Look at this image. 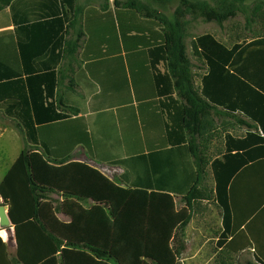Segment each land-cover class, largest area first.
Returning <instances> with one entry per match:
<instances>
[{"label":"trees","instance_id":"16d2710c","mask_svg":"<svg viewBox=\"0 0 264 264\" xmlns=\"http://www.w3.org/2000/svg\"><path fill=\"white\" fill-rule=\"evenodd\" d=\"M13 1L0 0V10ZM102 1L106 8L109 0ZM155 1L165 8L172 0ZM114 4L128 17L125 21L118 19L124 36L130 25L137 29L139 19L134 17L138 15L146 18L141 24L143 31L148 30L144 25L160 29L156 40L141 38L133 49L123 41L134 51L138 46L155 47L150 52L155 74L160 62L167 65L169 74L161 76L157 72L156 77L165 86L172 78L184 102L183 126L189 135L196 180L182 197L180 209L171 192L119 186L99 169L73 161L70 156L77 145H89L81 120L72 122L80 126L75 131L65 127V149L51 151L50 141L59 139L57 132L53 133L56 127L48 128L49 135H39L27 119L30 102L24 99L25 88L23 94L16 82L5 83L0 86V109L16 122L29 144L0 182V206L8 207L16 241V256L9 259L8 245L0 234V264H178L186 250L184 236L192 217L190 210L197 201L208 199L202 186L207 169L214 181V202L222 212V232L216 245L221 261L217 264H233L224 256L238 254L247 247L238 248L241 228L234 221L236 205L231 185L245 168L264 159V0H181L170 16L141 0H114ZM239 15L245 17L244 27L256 37L232 46L211 33L193 39V53L204 61L207 70L197 86L186 45L193 22L202 19L224 26ZM107 16L114 26L112 11ZM51 77L47 76L44 90L29 87L35 114L40 113V107L43 109L39 123L69 121L70 113L78 114L62 101L57 107L49 102L56 87ZM11 86H17L15 98L7 94ZM216 118L237 119L253 131L243 138L226 133L224 152L211 159ZM52 194L61 195L63 201L55 204ZM59 211L70 221L60 220Z\"/></svg>","mask_w":264,"mask_h":264},{"label":"crops","instance_id":"0c3cea01","mask_svg":"<svg viewBox=\"0 0 264 264\" xmlns=\"http://www.w3.org/2000/svg\"><path fill=\"white\" fill-rule=\"evenodd\" d=\"M118 1L124 3L127 0ZM141 1L165 14L169 8L175 11L181 2L172 0L164 8L155 0ZM103 5L102 0H14L1 9L0 86L16 82L23 94L25 88L24 99L30 102L26 109L27 119L39 130V135H49L48 128L56 127L57 131L53 130V133L57 132L59 139L50 141L51 151L56 152L60 147L65 149L64 129L70 127L75 131L80 126H74L72 122L79 119L89 135V145H77L70 154L73 161L99 169L124 188L171 192L178 204L196 180L189 135L183 126L184 102L174 89L172 78L166 86L163 80L160 83L157 79V72L165 76L169 71L167 65L160 62L155 74L150 62V52L155 47L138 46V51L133 54L134 59L137 56L139 59L134 62L133 70L130 66L131 77L123 41L125 39L130 48H134L141 38L156 40L160 29L144 25L148 30L143 31L141 24L146 23V18L138 15L134 17L139 19L137 29L130 25L124 36L118 22V19L126 20V14H122L124 9L116 8L114 0H109L106 8ZM110 11L115 19L114 26L107 16ZM51 74L49 80L55 81L56 87L49 102L57 107L62 101L78 114L70 113L69 121L39 123L37 119L42 118L43 109L40 107V113L35 114L29 87L44 90L45 80ZM196 84L199 86L201 82ZM16 89L17 86H11L7 94H13L15 98ZM175 118H178L177 122ZM0 119L7 120V127L14 128L26 141L16 122L1 109ZM232 183L236 205L234 221L241 228L238 248L247 247L238 254L251 250L253 259L249 261L264 262V159L245 168ZM50 197L55 204L63 201L59 194ZM182 207L183 202L181 207L178 205L179 209ZM218 210L216 245L222 232V212ZM190 213L192 217L184 236L186 250L178 258V264L219 263L220 250L217 248L216 255L208 257L186 253L190 246L188 230L194 222L205 230L212 214L205 207L191 209ZM57 216L64 222L70 221L61 211ZM231 255L237 254H229L226 259L231 260ZM15 256L9 254V259Z\"/></svg>","mask_w":264,"mask_h":264},{"label":"rangeland","instance_id":"374dc122","mask_svg":"<svg viewBox=\"0 0 264 264\" xmlns=\"http://www.w3.org/2000/svg\"><path fill=\"white\" fill-rule=\"evenodd\" d=\"M174 9L169 8V12L166 11V14L171 15ZM245 17L240 15L237 19L228 21L224 24V26L219 27L216 23H206L202 20L194 22L189 30V36L186 40L188 55L192 59L194 64V79L195 83L201 82V76L206 73V65L204 61L198 57H196L193 53L192 42L193 37L196 35L204 34V33H212L216 35L218 40L225 43L228 46H232L235 42H241L243 40L249 41L256 37L255 33L253 34L250 30L246 29L245 26ZM134 51L130 48H126V62L130 69L131 77L133 74V64L137 62L135 57L134 59ZM139 64V63H137ZM132 65V70L130 66ZM132 80V79H131ZM127 88L130 90L129 83L127 82ZM215 122V135L213 141L211 143V155L210 158L221 157L224 152V135L226 133H232L235 136H244L246 133H250L253 131L250 128H246L245 126L240 125L239 120L237 119H214ZM8 121L0 119V182L3 176L6 174L8 169L14 164L24 146H28V142L24 140L22 135H20L14 128L7 127ZM206 178L202 184L203 188L206 189V194L208 195L207 200H200L195 203L192 210L201 209L205 207L209 209L211 214V221L209 224L204 226L205 230L194 222L190 229L188 230L190 246H188L187 254H203L206 257L216 255V237L218 232V210L216 203L213 199V190L214 181L212 177V173L210 169H207ZM0 203L2 200L0 198ZM178 205L181 207L182 201L178 200ZM8 208V207H7ZM8 211V210H7ZM11 227V223L2 224L0 219V229L7 230L8 234L3 230L2 237L8 243V252L11 257H14L16 254V241L14 230ZM209 227L210 229H208ZM225 255V254H224ZM226 256V255H225ZM224 256V257H225ZM231 260L233 264H243L249 260L253 259V253L251 250H247L241 254L231 255Z\"/></svg>","mask_w":264,"mask_h":264},{"label":"water","instance_id":"95a60500","mask_svg":"<svg viewBox=\"0 0 264 264\" xmlns=\"http://www.w3.org/2000/svg\"><path fill=\"white\" fill-rule=\"evenodd\" d=\"M7 212H5V206H0V218L2 224H7L8 222H10Z\"/></svg>","mask_w":264,"mask_h":264},{"label":"bare ground","instance_id":"6f19581e","mask_svg":"<svg viewBox=\"0 0 264 264\" xmlns=\"http://www.w3.org/2000/svg\"><path fill=\"white\" fill-rule=\"evenodd\" d=\"M5 212H7V207H5ZM1 219V218H0ZM4 230V229H3ZM7 234H8V236H9V233H8V231H6V230H4ZM10 237V236H9Z\"/></svg>","mask_w":264,"mask_h":264}]
</instances>
